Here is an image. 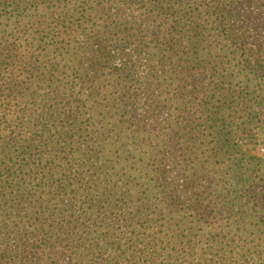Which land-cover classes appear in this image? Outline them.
<instances>
[{"label": "trees", "instance_id": "1", "mask_svg": "<svg viewBox=\"0 0 264 264\" xmlns=\"http://www.w3.org/2000/svg\"><path fill=\"white\" fill-rule=\"evenodd\" d=\"M260 1L0 0L45 18L26 46L0 18V264H264V161L233 135L264 123ZM69 53L114 60L94 102Z\"/></svg>", "mask_w": 264, "mask_h": 264}, {"label": "rangeland", "instance_id": "2", "mask_svg": "<svg viewBox=\"0 0 264 264\" xmlns=\"http://www.w3.org/2000/svg\"><path fill=\"white\" fill-rule=\"evenodd\" d=\"M244 14H250L252 18L249 17V21H254L255 19H260L259 26L264 29V4L262 1L256 4H252L250 6H247L245 9L241 10ZM10 12V11H9ZM118 18L122 23L131 22L133 23L137 28L142 30V33L147 32V19L144 18L142 12H139L135 7H126L125 9H122L118 12ZM12 14V15H11ZM8 14L7 16L3 13V11H0V18H1V24L3 25L2 29L11 31L14 30L17 41L21 44L26 46L28 43L30 44V39H25V37L22 34V29H27L28 33H31L34 35V37H37L41 33V29L43 26H37L35 25L38 21H44L45 18L43 16V12L40 11L32 12L27 14V18L25 20L24 25H20L17 27H14L13 21L16 19L14 16L16 12ZM13 16V17H12ZM262 16V18H261ZM98 15H94V17L91 18V22H89L88 27L91 28L90 25H98L100 24L101 20H98ZM14 18V19H13ZM241 19H239L240 21ZM241 23V21H240ZM25 27V28H22ZM14 27V28H13ZM13 28V29H12ZM98 28L92 27L90 29V36L92 39L95 40L97 34ZM35 32V33H34ZM146 34V33H145ZM261 34H263L261 30ZM23 36V37H22ZM264 37V34L262 35ZM91 44H94L91 42ZM95 45V44H94ZM116 55V63L122 60L123 62H129V59L134 55L127 52H122L120 50H115L113 52ZM91 55L90 54H79L76 55L74 53H69L65 55L64 59H60L61 65L68 64L73 66L74 69H76L77 77L72 78L70 77L69 80L74 81L76 86L78 87V91L81 94V97L89 101L96 100L95 96L96 93L99 91V87H101L103 84L107 83L106 81L110 80V75L113 74L112 69L110 67L115 66L114 60H111L110 65H108L105 69L102 68L98 63L91 61ZM135 59H132V62L128 64V67L132 69L133 72L139 73V76H141V73L143 70V65H145V57L138 58V63L136 66H133V61ZM191 80V79H190ZM196 80H199V78H194L191 80V83H195ZM101 89V88H100ZM109 93H111V90L109 89ZM142 99V98H141ZM138 112H145L146 108L142 107L140 103H138L137 106ZM249 110H253V106L250 107ZM247 114H244V117H247ZM262 124V123H261ZM259 122H257L253 126L252 134L249 137L240 136L239 134H233L234 135V141L241 145V149L246 152L247 157H253L256 158L255 160H261L264 161V123L262 124V127L260 129ZM242 140V141H241ZM189 141H185V144H188ZM183 145V146H184Z\"/></svg>", "mask_w": 264, "mask_h": 264}]
</instances>
